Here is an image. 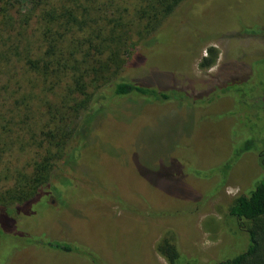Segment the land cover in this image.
I'll return each instance as SVG.
<instances>
[{
	"label": "rangeland",
	"instance_id": "rangeland-1",
	"mask_svg": "<svg viewBox=\"0 0 264 264\" xmlns=\"http://www.w3.org/2000/svg\"><path fill=\"white\" fill-rule=\"evenodd\" d=\"M263 34L264 0H185L120 75L169 98L114 101L100 93L54 167L43 190L52 191L48 201L43 195L17 210L23 215L1 219L4 232L23 239L0 246L1 263L168 264L155 245L170 233L177 264H216L245 252L246 226L229 208L264 180ZM209 48L216 61L200 68ZM250 138L255 150L237 157ZM33 157L27 149L11 160ZM45 236L72 251L31 244Z\"/></svg>",
	"mask_w": 264,
	"mask_h": 264
},
{
	"label": "trees",
	"instance_id": "trees-1",
	"mask_svg": "<svg viewBox=\"0 0 264 264\" xmlns=\"http://www.w3.org/2000/svg\"><path fill=\"white\" fill-rule=\"evenodd\" d=\"M184 1L0 0V246L23 240L4 232L1 219L43 195L48 201L52 191L43 190L54 167L65 158L70 142L80 133V118L100 93L114 101L127 96L169 98L158 88L125 81L120 75L132 52L140 45L150 47ZM207 52L200 68L216 61V50ZM256 121L258 128L261 124ZM255 143L254 138L245 140L236 156L255 150ZM27 149L34 153L27 164L12 162L14 153ZM259 161L264 167V149ZM229 215L246 226L250 242L245 252L216 264H264V180L248 196L237 197ZM41 238L45 240L31 244L72 251L66 241ZM155 251L168 264L179 262L171 233L161 238ZM84 257L95 261L88 254ZM187 261L182 258L181 264Z\"/></svg>",
	"mask_w": 264,
	"mask_h": 264
}]
</instances>
